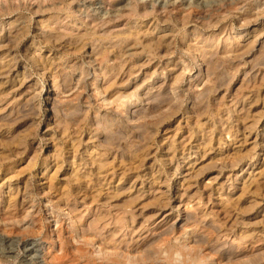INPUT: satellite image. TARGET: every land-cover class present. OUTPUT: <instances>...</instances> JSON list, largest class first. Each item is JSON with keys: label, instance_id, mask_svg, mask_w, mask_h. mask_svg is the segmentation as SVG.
<instances>
[{"label": "bare ground", "instance_id": "bare-ground-1", "mask_svg": "<svg viewBox=\"0 0 264 264\" xmlns=\"http://www.w3.org/2000/svg\"><path fill=\"white\" fill-rule=\"evenodd\" d=\"M31 1L35 3L34 6L29 4ZM129 1L131 2L129 7L120 14L104 20L92 19L90 23L72 12L67 0H0V168L8 172L16 163L26 162L29 137L39 131L41 122L47 123L43 125L45 128L43 135L48 136L47 141H49L45 147H40L33 153L36 157L37 152L46 153V158L40 162V165L38 164L39 173L36 168L37 159L33 156L24 167L20 165L15 171L9 174L5 172L2 175L0 191L7 190L6 197L1 202L2 215H10L21 206L25 195L31 193V179L34 174H41L39 186L47 193L51 192L54 183L69 178L77 183L84 182L93 174V169L97 173L105 170L108 165L107 159L115 157L108 152L107 145L117 149L119 141L124 138V136H112V127L118 125L117 133L125 135L130 129L144 127L145 123L141 122L142 119L168 105L176 107L182 118L185 115L198 116L200 110L207 106L211 95H217V90L222 86L216 71L220 63L229 65L223 55L252 47L259 35L256 34L255 38L243 43L240 41L247 34L237 33L231 36L228 33L226 36L225 26L214 27L210 25V22L202 26L191 25L187 30L189 19L179 18L177 15L179 4L167 7L152 3L150 7L141 10L135 0ZM212 1L216 3L215 5L222 3L221 0ZM42 2L50 3L49 13L47 9H42ZM230 2L229 5L235 10L250 7L256 3L252 0H231ZM223 7L219 6V8ZM226 12L227 9H220L217 18L225 19ZM30 15L36 18L32 31L29 28L32 21ZM8 16H11L9 20L6 19ZM178 37L181 39L190 37L193 42L191 45L193 50L189 53L195 67L188 66L183 69L174 65L166 79H160L157 83L150 85L146 100H140L139 106L135 109L128 110V105L133 103L132 100L129 103H121L123 108L118 112L94 107L95 99L101 94L105 96V103L118 106L117 103L123 94L121 91L124 88L123 84L133 75L134 67L130 59L132 54L140 51V53L148 52L154 56L153 53L157 51L168 52L176 47ZM230 40H233L234 45L225 49L226 45H230ZM85 58L98 60L100 66L92 70V62H85ZM34 69L37 73L36 77L40 74L44 83L48 78L50 79L47 88L39 83L38 77L29 78ZM176 72L178 73L175 74ZM163 75H165V68L159 73H153V76L148 79L153 81ZM247 75H249L247 79L241 80L244 84L252 80L258 81V79L264 81V72L261 74L253 67L245 73L244 77ZM98 78H100L99 83H97ZM181 79L185 81L184 90L179 86ZM87 80L90 81L89 85H85ZM73 89L75 92L72 91ZM84 91L85 106L81 109L79 104ZM185 98L188 101V107L183 105ZM252 98L255 100L252 99L251 102L244 100L245 103L238 105L236 110V103H232L231 111L236 119L231 120V126L220 125L216 149H213L214 146H209L207 151L201 152V157H205L207 164L198 167L194 162H187L186 174L181 178V182L178 181L179 188L186 185V189L192 192L193 200L202 203L201 206L196 204L193 207L194 215L186 213L179 221L195 225V231L199 232L191 236V245L188 249L186 248L191 264H213L214 258L218 261L217 264H245L243 259L257 261L260 260L259 257L264 256L262 248L245 253L244 249L236 247L240 244L252 247L264 240V189L259 193L264 186V148H261L263 160L257 168L253 166V162L258 160V155H254V149L264 142V127L261 133L256 132L262 123L264 113L256 112L251 115V103L256 102L258 97L256 95ZM43 101L50 113L47 120L40 114ZM134 101L137 102L138 99ZM142 102L145 103L142 105ZM246 106L248 107L245 108ZM83 110L93 112L92 122L97 130L101 123L104 124L102 128L104 135L95 136L93 130H88L84 135L80 132L82 128H79L80 131L76 132L74 140L69 142V149L63 153L61 143L56 140H66L70 136H65L66 128L61 125L72 124V122L74 124L80 119ZM249 115L252 119L247 121ZM75 117L78 119L75 120ZM238 123H241L240 127ZM50 124L53 126L50 127ZM148 127L146 124L144 130ZM107 134L112 135L107 136ZM224 134L228 136L227 140L221 138ZM135 137L138 141L136 149L139 151L144 150L151 142L148 140V144H144V136ZM211 139L212 137H208L207 145L211 143ZM250 140L251 150L249 149L248 153L243 155L241 145ZM236 141H240V145L232 147L233 142ZM176 148L172 142L167 147L161 148L160 155L154 157V163L158 162V166L166 168L173 167L171 164L175 159ZM186 150L188 151L186 158H189L190 147L182 149L181 156L184 157ZM59 157L61 160L58 163ZM181 159L184 162L185 157ZM243 163L251 166L245 175H237L235 170L241 168ZM62 164L68 165L66 170L61 171ZM179 165L177 163L174 172ZM155 169V167L149 168L146 185L139 180V177H135L129 185H116L110 188L106 196L103 195L104 201L95 203L97 212L94 215V223L100 225L109 217L114 220L108 230L104 226L100 229L96 228L97 230L91 228L100 242L112 240L118 233L116 229L119 230L128 221L132 222L134 218L132 208L123 211L122 215L113 211L114 215H112L110 207L119 209L121 205L116 204L114 200L122 195L129 194L126 195L128 199L125 205L130 206L128 200L131 202L133 198L144 197L152 193V188H157L160 205L153 213L155 218L162 216L163 210L171 206L173 196H169V193L171 194L169 185L162 180L160 171ZM241 171L244 173L243 169ZM172 175L176 176V173ZM164 178L166 179L165 176ZM122 179L123 172L118 179V184H121ZM20 198L23 199L20 200ZM94 198L96 197L92 200ZM211 204L213 206L208 208ZM166 218L165 215L163 220ZM253 219L256 221L251 222L250 220ZM29 220L30 223L35 222L33 214L29 216ZM173 228L174 225L171 224L162 234L172 232ZM82 230L87 231L83 227ZM185 247L186 245H181V249ZM30 252L38 254L41 249L31 248ZM112 255H116V258L112 260L114 264L119 263V258H123L129 264L135 262L130 256L119 254V251Z\"/></svg>", "mask_w": 264, "mask_h": 264}, {"label": "rangeland", "instance_id": "rangeland-1", "mask_svg": "<svg viewBox=\"0 0 264 264\" xmlns=\"http://www.w3.org/2000/svg\"><path fill=\"white\" fill-rule=\"evenodd\" d=\"M135 1L140 6L141 10H145L146 7H150L152 3H155L157 6L167 7L179 4L180 6L177 15L179 18L189 19V23L186 26L187 30L191 25L196 24L198 26H202L210 22V25L214 27L225 26L227 31L225 34L226 36L228 33H230L231 36L236 35L237 33L247 34V36L242 38L243 40L240 41L243 43L248 39L255 38L254 36H256V34L259 35L256 37V44L254 43L252 47L246 50H235L226 56L223 55L224 58L228 60L229 65L226 63H220L216 71L222 86H220L217 90V95H211L207 106L200 110L198 116L193 114V116L185 115L182 118V116H179L180 112L176 107L173 108L168 105L164 109L148 114L144 119H142L141 122L145 123L144 127L141 126L137 129H130L125 133V135H119L117 133V129L119 127L118 125L112 127L113 135L107 134V136H124V138L119 141V147L117 149L107 145L108 148H111H107L108 152L110 154L112 153L113 156L115 155L114 159L108 158V165L105 167V170H101L99 173L93 169V174L84 182L82 181L77 183L73 180L71 181L69 178L65 181L54 183L50 190L51 192L46 193L42 191L39 186L41 174H34L31 179V193L25 195V199L22 198L23 200L20 198V200H22L20 204L21 206H19V208H17L14 212L12 211L10 215L4 216L0 213V264H114L112 263V260L116 258V255L114 256L112 253L115 254L118 251L119 254H122V256L126 255L127 257L128 255L130 258L135 260V262L130 264H191L187 256V249L191 245V236L199 232L195 231V225L179 221L186 213L194 215L195 213L193 211V207L196 204L201 206L202 203H198V201L193 200L192 192H190L188 188L186 189V185L179 188L178 181L181 182V178L186 174L185 171H187V162H194L198 165V167L200 165L207 164L205 157L201 156L203 152L207 151L209 146H214L213 149L217 148L220 125L224 124L223 126L225 127L231 126V120L236 119L231 111V105L233 102L236 103V110L238 109V105L245 103L244 100H246V102L247 100H249L248 102H251L253 99L252 97L257 95V101L251 103L250 106V112H252L251 115L256 112L264 113V81H260V79H258V81L252 80L248 84L241 82L242 79H247L249 77V75L245 77L244 75L251 67L261 72V74L264 72V0H252L256 2L254 5L250 7H241L236 10L229 5L231 0H221L222 3L217 5H215L216 3L212 0ZM67 2L72 12L90 23H92V19L104 20L107 17L120 14L124 9L128 8L131 3L129 0H67ZM29 4L31 6L35 5L32 1L29 2ZM204 6L206 8H204ZM219 6L224 7L219 8ZM41 7L43 10L47 9V13L50 12L49 10L51 9V5L49 2H42ZM220 9H227L225 19L217 18V14ZM30 17L32 21L31 24H29V22L28 24L30 25L29 28L32 31L36 23V18L31 15ZM10 18L11 16L6 17L7 20ZM229 28H231V30H229ZM253 29L255 30L252 31ZM233 43V40H230V45H226L224 48L229 49L232 45H234ZM192 44L193 42H191L190 37L182 39L181 37H178L176 47L172 48L168 52H164L162 50L157 51L153 53V56L148 52L140 53L139 51L138 53V51H136L130 56L131 63H133L134 67L133 75L128 81H126L127 83L125 82L123 84L124 88L121 90L123 94L117 103L118 106H111L105 103V96L101 94L97 99H95L93 103L94 107H99L101 110L112 109L118 112L123 108L121 103H129L130 100H132L133 103L128 105V110L133 108L135 109L139 106L138 103L140 100H146L149 94L150 85L152 83H157L160 79H166L168 74L171 73L174 65L175 67L177 66V68L180 66L183 69L188 68V66L195 67L194 61L190 59L189 53L193 50L191 47ZM85 59V62L87 63L92 62V70L100 66V62L98 60H92L89 58ZM163 68H165V75H163V77H157L153 79V81L148 79L150 76H153V73H159L163 70ZM177 73L178 72L175 74ZM36 74L37 73L34 69V72L30 74L29 78L35 79L38 77L39 83L47 88L50 79L48 78L44 83L40 74L37 75V77ZM183 80L184 79H181L179 84L182 90L185 89V81ZM89 82L90 81L87 80L85 85H89ZM99 82L100 78L97 79V83ZM72 91L75 92V89ZM85 96L86 93L84 91L81 94L82 98L80 99L81 102L79 104L81 109H84L85 106ZM135 99H138V101L135 102ZM144 103L145 102H142L141 104L143 105ZM183 105L188 107V101L186 98L183 101ZM247 107L248 106L245 108ZM41 110V116L45 117V120H47L50 113L45 106L44 101L42 102ZM91 116L93 117V112L91 110H83L81 112L80 119L75 121L74 124L72 122V124L61 125L66 128L65 136H70L66 140H59L58 138V140H56L61 143L63 153H66L65 150L69 149V142L70 140H74L77 135L76 132L80 131L78 130L79 128H82L80 132L84 135L87 134L88 130H93L95 132V136L104 135V131L102 130V128H104V124L101 123L100 128L97 130L95 128L96 125L92 122ZM77 119L78 118L75 117V120ZM251 119L252 116L249 115L247 121ZM261 121L262 126L260 125V127L256 129V132L258 133H261L263 130L264 117ZM46 124L47 123L43 124V122H41L39 131L34 132V134L29 137V149L27 151L28 156H26V162L23 163V161H21L16 163L8 172L3 171L2 168H0V180L5 172L6 174H9L11 171L18 169L20 165L21 167H24L27 162L31 161L33 156L36 157V155L33 154L35 150L40 147H45V144L47 145V143H49V141H47L48 136L43 135L45 130L43 125ZM146 124L149 127L144 130ZM237 125L240 127L241 123H238ZM52 126L53 125L50 124V127ZM135 136H144V144H148V140L151 141L149 146L144 148L142 151L137 150L136 144L138 141ZM208 137H212V139L211 143L207 145ZM221 138L227 140L228 136L224 134ZM170 142H172L174 147H177L175 159L171 164L173 167L170 166L166 168L158 166V162L154 163V157H158L161 150L164 147H167ZM250 142L251 140L241 145L243 146V155L246 154V152L248 153V150L252 147V145L249 144ZM238 145H240V141H236L235 143L233 142L232 147H238ZM260 145L261 146L254 149V155H258V160L253 162V166L255 168H257L263 160V151H261V148H264V142L260 143ZM189 147L191 148V151H189L190 157L186 158L188 152L186 150L184 152L185 160L183 162L181 158L184 157L181 156L180 151ZM101 151H103L102 148ZM37 153L36 168L39 173L40 170L38 166L40 165V162L46 158V153ZM60 160L61 157L58 158V163ZM177 163L180 165L178 166L176 172H174ZM241 166V168H237V170H235L237 175H245L251 165L243 163ZM61 167V171H63L64 169L66 170L68 165L62 164ZM152 167L153 169L155 167V170L160 171V176L161 178L163 177L162 180H165V183L169 185V190L171 192V194L169 193V196H173L171 198V206L163 210L164 212L162 216H158V218L156 216L155 218L153 213L160 205L157 188H152V193L147 194L144 197L137 199L133 198L134 200L131 202L128 200L130 206L125 205V202L128 199V196L126 195L129 194L122 195L120 198L114 200L115 203L117 202L116 204L121 205L119 209L110 205L112 215H114L113 211L121 213L122 215L123 211L132 208L133 210H131L133 211L134 218L132 222L127 220V224L119 228V230L116 229L118 233L112 238V240H104L100 242L94 235L95 231L91 228L100 229L104 226V228L108 230V228L112 226V222L114 220L109 217L100 225L99 223H94V215L97 212L95 203L103 202L106 194L110 191V188L116 185H129L135 177H139V180L144 182L146 185L149 168ZM241 169H243L244 173H241ZM122 172L123 179L121 180V184H118V179L120 178ZM173 173H176V176L172 175ZM67 176L68 175H66V177ZM223 180L225 179L223 178ZM43 182L44 181H42V183ZM236 185H238V183ZM146 187H148V185ZM262 189H264V186H262L259 193L262 192ZM77 192H79V194H77ZM6 194L7 190L0 191L1 208H3L1 202L4 201ZM93 197L96 198L92 200ZM213 204L208 205V208H211ZM32 214L35 217L34 223H30L29 220V216ZM165 215L167 218L166 220H163ZM250 221L254 222L256 220L253 219ZM171 224L174 225L172 232L162 234L166 231V229H168V227H170ZM82 227L85 228V230L87 229V231L84 232ZM180 244L186 245L185 249H181ZM236 247L244 249L245 253L254 252V250L260 248L263 250L264 240L254 244L252 247L242 244L237 245ZM31 248L41 249V252L35 254L34 252H30ZM205 253L206 252H204V254ZM259 259L260 260L257 261L256 259H252L253 261L250 259L248 261L247 259H243V261L247 264H255L256 262L257 264L262 262L264 263V256L259 257ZM214 260L213 264H217L218 261L216 258H214ZM116 264L129 263L123 260V258H119V263Z\"/></svg>", "mask_w": 264, "mask_h": 264}]
</instances>
